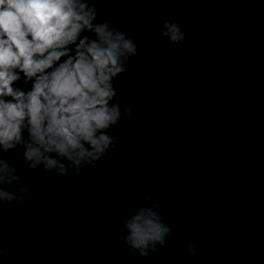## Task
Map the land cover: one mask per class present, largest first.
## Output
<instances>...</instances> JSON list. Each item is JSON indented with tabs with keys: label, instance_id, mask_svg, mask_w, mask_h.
<instances>
[{
	"label": "water",
	"instance_id": "1",
	"mask_svg": "<svg viewBox=\"0 0 264 264\" xmlns=\"http://www.w3.org/2000/svg\"><path fill=\"white\" fill-rule=\"evenodd\" d=\"M99 4L136 36L138 55L114 81L135 120L110 129L112 150L79 175L55 179L7 154L34 188L29 207L0 205L13 264H184L189 244L191 264H264V0ZM165 20L181 23L183 46L160 35ZM146 200L172 229L148 258L122 228Z\"/></svg>",
	"mask_w": 264,
	"mask_h": 264
},
{
	"label": "clouds",
	"instance_id": "2",
	"mask_svg": "<svg viewBox=\"0 0 264 264\" xmlns=\"http://www.w3.org/2000/svg\"><path fill=\"white\" fill-rule=\"evenodd\" d=\"M99 9V0H0V205L29 207L34 192L9 152H22L29 169L42 167L55 179L70 169L79 175L112 150L110 129L135 120L134 104L122 113L114 81L138 55L136 36L101 19ZM160 35L173 45L187 40L176 20H165ZM158 209L146 200L123 221L133 254L148 258L166 244L172 229ZM196 254L189 244L180 258L191 264ZM13 259L0 239V264Z\"/></svg>",
	"mask_w": 264,
	"mask_h": 264
}]
</instances>
